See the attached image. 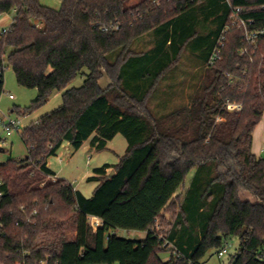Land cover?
Returning <instances> with one entry per match:
<instances>
[{
  "label": "trees",
  "instance_id": "trees-1",
  "mask_svg": "<svg viewBox=\"0 0 264 264\" xmlns=\"http://www.w3.org/2000/svg\"><path fill=\"white\" fill-rule=\"evenodd\" d=\"M128 1L62 0L54 10L0 0V16L15 15L0 35V97L7 65L20 87L37 91L12 113H35L54 93L62 101L23 129L26 157L0 164V264H18L23 253L25 264H203L231 238L239 248L230 264H264V158L252 153L264 117V39L246 44L232 22L239 10L249 30L264 29V0ZM146 35L151 47L133 51ZM217 48L220 60L210 65ZM187 49L197 54L200 83L191 84L187 106L157 108L154 117L149 101ZM80 75L81 87L68 88ZM117 135L126 151L92 171L90 198L64 179L45 181L55 176L48 159L65 143L77 152L90 140L102 152ZM176 198L180 211L161 238L156 221ZM90 218L100 222L95 231ZM178 220L198 234L177 235ZM117 230L146 237L125 240ZM173 244L163 262V246Z\"/></svg>",
  "mask_w": 264,
  "mask_h": 264
},
{
  "label": "rangeland",
  "instance_id": "rangeland-1",
  "mask_svg": "<svg viewBox=\"0 0 264 264\" xmlns=\"http://www.w3.org/2000/svg\"><path fill=\"white\" fill-rule=\"evenodd\" d=\"M140 0H129V5L136 4ZM40 4L51 8L54 10H58L61 7L62 0H39ZM14 13L9 15L0 16V35L3 30L9 29V24L14 19ZM205 26L202 21V25L199 27V38H203L206 35ZM153 37L151 35H146L135 42L132 50L135 52L146 51L152 45ZM113 60V58H111ZM111 60V61H112ZM197 63V54L193 53L191 49H187L181 56V62L176 70L170 72L164 80L161 82L158 90L166 91L169 87L170 79L173 76L183 74L186 66L196 65ZM199 72L202 73L203 70L199 69ZM84 74H87V71H83ZM84 78L82 75L78 76L68 88H79L83 84ZM109 85V80L107 77H103L100 81V87L102 89L106 88ZM157 90V91H158ZM37 95V91L33 89H26L20 87L15 80V76L10 67L7 65L4 69V92L0 97V119L4 117L11 118H20L22 124L26 127L30 124H34L38 121V119L52 112L61 106V93H54L49 101L40 108L37 112L32 113L30 115H26L22 117L18 115L13 110L18 109L19 112H24L26 108L30 105V103L35 100ZM9 96H12V99H9ZM153 99L149 102V109L154 117L159 115L158 111H155L153 108ZM166 109V108H165ZM257 140L253 144V152L258 158H264V138L258 137L259 131L264 132V117H262L260 123L256 127ZM1 134V127H0ZM119 140L122 142L119 143ZM68 147V144H64L57 157H52L49 159L50 169L53 170L60 179H65L72 185L73 188L78 189V191L85 197L90 198L93 194V191L96 188L95 183L87 182V178L92 176V171L96 168L103 166L104 164L116 165L119 162L120 156L124 155V147H125V139L118 135L117 138L110 144V150L95 152L90 154L87 149H82L78 152H71V154L65 153V148ZM70 149V148H69ZM5 153L0 154V164L5 163L8 160L17 162L23 160L27 155V150L25 145L21 140V136L19 133H12L7 137V142L5 146ZM59 157V159H58ZM88 157H90V161H88ZM62 159V162L59 160ZM89 173L90 175L87 177L85 174ZM194 172L191 171L185 180V187L187 188L193 178ZM52 180L55 181L56 178H46L45 181ZM184 194V190L178 192L179 199H182ZM179 200L176 198L174 203L170 205V207L164 212L162 220H157L155 224V230L160 234L161 238L164 237L165 233L170 229L169 224L174 222L176 216L178 215L179 209ZM179 221V220H178ZM89 223L93 229L96 230L98 223L93 219H89ZM179 228L177 229V235H182L185 230V238L186 236H195L198 234V229L196 227H191L188 224L184 223L182 220L177 222ZM116 236L121 239L131 240V241H142L145 239L146 234L142 232H128L124 230H117L115 232ZM71 235V234H70ZM72 236V235H71ZM178 239V236L177 238ZM173 245H164V252L159 254V258L166 262L169 260L171 253H175ZM175 247V246H174ZM239 248V240L237 238H231L227 244L225 245L222 252L217 253L216 251H210L206 254L203 259V264H230L231 258L235 256ZM224 252V253H223Z\"/></svg>",
  "mask_w": 264,
  "mask_h": 264
},
{
  "label": "crops",
  "instance_id": "crops-1",
  "mask_svg": "<svg viewBox=\"0 0 264 264\" xmlns=\"http://www.w3.org/2000/svg\"><path fill=\"white\" fill-rule=\"evenodd\" d=\"M12 22H13V20H12ZM12 22H10V23L12 24ZM11 24H9V27H10ZM180 62H181V60H180ZM180 62L170 72L176 70V68H178V66L180 65ZM199 69H200L199 64L186 66V68L183 71V74H179V75L173 76L170 79L169 87L167 88V90L166 91H159L158 90L152 96V98L150 99V101L152 99L154 100L153 101L154 110L157 111V108H158V109H160V111L161 110L163 111L164 107H166V111L170 112V111L178 109L180 107L187 106L189 104V95H190V91H191V89H190L191 84L194 85L197 80L200 83ZM258 130L255 129V131L253 133L252 148H253L254 142H256V140H257L256 134H257ZM117 136L113 140L107 142L106 149L104 151L110 150V144L117 138ZM261 136H262V138H264V132L259 131L258 137H261ZM119 143L121 144L122 142L119 140ZM126 147H127V145H126V141H125L124 153L126 151ZM64 148H65V153L66 154H68V155L71 154L72 151H71V149H69L70 147L69 148L68 147H64ZM82 149H87V151H89L90 154L96 152L90 146V140L86 141L78 151H80ZM252 153L254 154L253 149H252ZM55 157H57V155ZM120 157H122V156H120ZM58 159H59V157H58ZM90 159L91 158L88 157V161H90ZM59 162H62V159H60ZM104 165H106V164H104ZM47 168L55 175L54 177L56 179H60L57 176V174L53 170L50 169L49 159L47 161ZM85 175L88 177L90 174L86 173ZM65 181L68 182L67 180H65ZM186 189L187 188L185 187L184 192H185ZM75 190L78 191V189H75ZM90 219L95 220V222L98 223V226L100 225V222H99L98 219H96V218H90Z\"/></svg>",
  "mask_w": 264,
  "mask_h": 264
},
{
  "label": "built area",
  "instance_id": "built-area-1",
  "mask_svg": "<svg viewBox=\"0 0 264 264\" xmlns=\"http://www.w3.org/2000/svg\"><path fill=\"white\" fill-rule=\"evenodd\" d=\"M239 10H235L234 15L232 16L233 25L237 26L239 29L242 30L243 33V40L248 45L255 44L258 40L264 39V29L262 30H249V25L252 22H245L244 20L239 18ZM8 30H3L1 34L7 33ZM219 46L222 47V42L219 43ZM220 60V49L217 48L214 50L212 56L209 59V64L213 65L215 62ZM9 99H12V96H9ZM240 105L237 104H229L227 105V110L230 112L239 111ZM26 116V115H25ZM22 116V117H25ZM0 127H1V134H0V154L5 153V146L7 142V137L10 136L12 133H19L20 136L22 134L23 129L25 126L22 124L20 118H11V117H4L0 119ZM224 253V252H223ZM27 256L26 253L22 254V261L18 264H25V257Z\"/></svg>",
  "mask_w": 264,
  "mask_h": 264
},
{
  "label": "water",
  "instance_id": "water-1",
  "mask_svg": "<svg viewBox=\"0 0 264 264\" xmlns=\"http://www.w3.org/2000/svg\"><path fill=\"white\" fill-rule=\"evenodd\" d=\"M110 175H113V172H111Z\"/></svg>",
  "mask_w": 264,
  "mask_h": 264
}]
</instances>
